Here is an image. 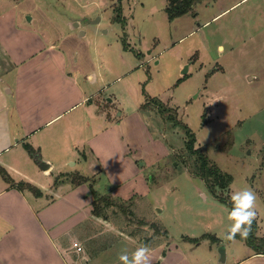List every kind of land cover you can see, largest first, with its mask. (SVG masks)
Here are the masks:
<instances>
[{
  "label": "rangeland",
  "instance_id": "rangeland-1",
  "mask_svg": "<svg viewBox=\"0 0 264 264\" xmlns=\"http://www.w3.org/2000/svg\"><path fill=\"white\" fill-rule=\"evenodd\" d=\"M237 1H202L168 21L166 0H0V108L12 141L28 124L35 130L25 142L56 167L50 178L37 165L34 179L63 180L53 189L76 203L53 207L51 237L83 235L78 256L55 240L62 256L51 250L54 261L120 264L121 251L141 244L151 264L253 256L244 241L225 238L229 208L191 172L185 150L192 135L193 149L231 178L227 198L255 192V236L264 238V0ZM117 7L123 23L112 21ZM69 176L89 182L71 189ZM89 183L125 214L88 221Z\"/></svg>",
  "mask_w": 264,
  "mask_h": 264
},
{
  "label": "crops",
  "instance_id": "crops-1",
  "mask_svg": "<svg viewBox=\"0 0 264 264\" xmlns=\"http://www.w3.org/2000/svg\"><path fill=\"white\" fill-rule=\"evenodd\" d=\"M242 1L244 0H238L236 3L239 4ZM234 6L232 5L228 8L230 9ZM7 92L9 93V91ZM85 100L86 97H83L77 104L84 103ZM58 116L47 120L46 123H49ZM10 125L7 108L2 106L0 108V168L6 171L14 182V185L7 184L0 177V264H60L58 260L54 261L51 254L52 250L57 256H62L57 242L62 247L64 253L66 252L71 257V253H75L78 256L79 252L75 251L73 244H79L83 235L82 233L73 232L74 229H72L62 231L53 239L50 235L56 227L53 216L55 210L53 207L58 209L62 206L74 208V204L76 205V203L71 201L70 198L73 196L69 193V190L63 195L56 194L52 181L43 184L41 180L38 183V179H34L33 176L38 174L37 165L41 163V160L38 156L39 159H35L25 154L24 145L27 144L25 142L27 139L31 138L32 140L31 131L35 129L29 127L28 124L23 125L21 131L17 132L20 138H16L13 142V133ZM31 145L35 146L36 143L33 142ZM20 164L25 165L26 169H19ZM48 165L49 168L47 170L39 169L40 175L51 178L55 175L54 171L56 167L51 163ZM54 177H57V174ZM19 182L28 183L36 187L41 191L42 195L35 197L27 190H18L15 185ZM80 186L82 185L74 186L70 184L71 189H77ZM60 189L62 190L63 188ZM49 192L54 193V199L52 196H48L47 193ZM50 208L52 209V213L49 210ZM89 211L90 216L88 221H91L93 218L91 216V204ZM85 222L86 220L84 221V218H82L80 223L84 225ZM76 231H78L77 228ZM70 250L74 251L70 252ZM241 263L264 264V255L251 256L249 254ZM72 264H75L73 258Z\"/></svg>",
  "mask_w": 264,
  "mask_h": 264
},
{
  "label": "trees",
  "instance_id": "trees-1",
  "mask_svg": "<svg viewBox=\"0 0 264 264\" xmlns=\"http://www.w3.org/2000/svg\"><path fill=\"white\" fill-rule=\"evenodd\" d=\"M202 1L206 0H166L167 5L164 11L166 13L168 21H173L177 18H180L193 12L195 5ZM114 11L115 15L112 18V21L123 23L119 12V7L115 8ZM171 114H169V120L171 122L176 121L175 114ZM187 139L188 140L185 143V150L188 168L193 174H195L204 181L206 189L212 195V197H214V199L218 200L220 203L227 205L230 210L231 201L225 196V194L228 189V185L231 178L228 175L223 174L212 162H210L200 149H193L192 135H188ZM24 149L27 151L30 157L38 159V153L34 149H32L29 144H25ZM262 165L264 166V156L262 160ZM0 177L7 184L14 185V182L10 179L6 171L2 168H0ZM69 177H66L67 180H69V183L74 186L86 184L89 182V179L83 176H73V179ZM59 181L61 180L55 178L53 186L59 185ZM15 186L20 191L27 190L31 192L35 197H40L42 195L39 189L28 183L19 182ZM89 188L91 196L93 197L91 203V215L93 217L103 219L105 222H108V211H114L113 209H117L123 214H125V210L124 208H122L123 204H115L111 200L99 196L93 189L92 184L90 183ZM255 225V221L253 220L249 234L246 238H242L239 233H237V235L233 239L244 241V243L251 250L253 255H264V238H259L255 236ZM138 226L145 227L147 226V224L145 222H141L138 223ZM150 226L154 227V225ZM155 233L159 234V231L155 229Z\"/></svg>",
  "mask_w": 264,
  "mask_h": 264
},
{
  "label": "clouds",
  "instance_id": "clouds-1",
  "mask_svg": "<svg viewBox=\"0 0 264 264\" xmlns=\"http://www.w3.org/2000/svg\"><path fill=\"white\" fill-rule=\"evenodd\" d=\"M217 52H223V45H217ZM257 196L250 187H243L230 193L231 208L228 217L232 223L225 232L226 239H233L239 233L242 238L249 234L256 216ZM120 264H151V249L144 244L136 247L131 254L121 251L118 255Z\"/></svg>",
  "mask_w": 264,
  "mask_h": 264
},
{
  "label": "water",
  "instance_id": "water-1",
  "mask_svg": "<svg viewBox=\"0 0 264 264\" xmlns=\"http://www.w3.org/2000/svg\"><path fill=\"white\" fill-rule=\"evenodd\" d=\"M187 71V67L184 68L182 74H185ZM39 167L42 169V170H47L49 168V165L44 163V162H41L39 163ZM218 255H219V260L220 262H224L225 260V251H224V248L220 247L218 249Z\"/></svg>",
  "mask_w": 264,
  "mask_h": 264
},
{
  "label": "built area",
  "instance_id": "built-area-1",
  "mask_svg": "<svg viewBox=\"0 0 264 264\" xmlns=\"http://www.w3.org/2000/svg\"><path fill=\"white\" fill-rule=\"evenodd\" d=\"M73 248H75L76 252H81V248L78 246V244L74 243Z\"/></svg>",
  "mask_w": 264,
  "mask_h": 264
}]
</instances>
